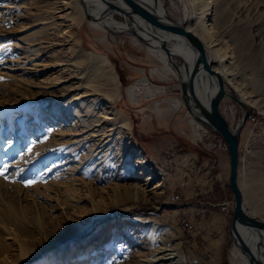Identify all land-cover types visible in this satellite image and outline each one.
I'll return each instance as SVG.
<instances>
[{
	"label": "rangeland",
	"instance_id": "1",
	"mask_svg": "<svg viewBox=\"0 0 264 264\" xmlns=\"http://www.w3.org/2000/svg\"><path fill=\"white\" fill-rule=\"evenodd\" d=\"M161 1L172 21L194 33L187 0ZM58 14L64 17L55 19ZM210 18L211 45L221 49L229 70L222 76L226 88L239 98L229 79L242 83L257 100L243 102L247 113L263 121L257 128L246 122L241 127L238 183L244 206L264 218V200L254 192L264 186V0H214ZM92 20L78 0H0V264H145L144 256L163 238L180 248L185 264H240L231 255L241 250L228 220L210 205L233 199L229 170L223 187L208 191L215 175L204 177L206 169L194 166L196 161L189 170L178 167L177 174V166L168 170L149 157L159 140L174 144L173 156L204 159L214 152L194 141L199 125L191 128L181 80L173 73L183 67L180 58L172 56L174 66L167 71L132 35L93 28ZM252 52L255 68L247 64ZM217 63L213 59L212 68ZM143 77L146 85L135 84ZM132 84L134 99L126 91ZM85 91L89 95L68 105L72 95ZM220 110L233 128L243 116L229 99ZM55 113L67 121H49ZM160 118L168 119L167 126ZM34 127L39 133L33 134ZM74 131L86 139L72 143ZM79 132L77 139L84 137ZM104 133H111L109 144L97 148ZM101 154L103 160L96 157ZM142 156L155 178L146 198L133 200L123 186L137 181L133 164ZM221 222L227 241L222 254L208 253L210 259L203 252L221 234ZM22 247L35 253L24 257Z\"/></svg>",
	"mask_w": 264,
	"mask_h": 264
},
{
	"label": "bare ground",
	"instance_id": "2",
	"mask_svg": "<svg viewBox=\"0 0 264 264\" xmlns=\"http://www.w3.org/2000/svg\"><path fill=\"white\" fill-rule=\"evenodd\" d=\"M78 1L81 3L80 0ZM83 1L84 3H86V8H87V13L89 15V18L94 19L92 20V23L90 24L91 27L100 29V30H105V31L108 30L109 32H113V33H123L127 35H132L134 42L136 44L143 43L147 47L149 52L156 54V56L160 60L163 61L164 69L167 71L172 70V66H174L172 62V56L179 57L183 64V67L179 69V71L181 72L180 74H179V71H177L176 69L175 71L173 70L174 76L179 77V80H181L180 82L182 81L187 82L189 80L190 74L191 72H193L196 66V55H195V51L192 45L189 43V41L185 37L170 33L160 27H157L147 22L140 15L133 13L130 10L129 5H127V3L124 0H105L106 2H111V3L116 4L120 8V10L110 9L107 6V3H104L102 0H83ZM135 1L138 4L142 5L144 8H146L147 10H149L150 12L157 15L158 17L164 19L166 22L181 26L180 23H176L172 21L166 15L165 10H164V4L161 0H135ZM187 1L191 9L190 20L193 22V26H194L192 30L194 31V34H196V36L202 41V43H204L205 49L208 48L210 52L212 53L209 55L206 54L207 59L209 60L210 63L212 62L213 59L214 60L218 59V63L215 67H213V69L216 70L218 73H220L222 76L224 77L227 76L229 73V70H228V67L223 63L221 59V55H220L221 49L213 48V45H211L213 42V37H214V22L212 21V18H210V8L212 7V3L214 2V0H187ZM84 13L86 15L85 10H84ZM116 15L121 16L123 18V21L122 22L117 21L115 19ZM63 17H64L63 14H58L54 16V18L58 20L62 19ZM217 23H219V20L216 21L215 25ZM185 29L190 31L189 27H186ZM102 39L103 40L105 39L104 35L102 36ZM163 46H166L167 51L166 49L163 48ZM249 60L247 64L250 68H253L255 66L254 64L255 54L253 52L250 54ZM69 65L70 63H68V67ZM229 81H231L233 87L235 88V90L237 91V94L239 95V99L242 102L246 104H252V105L256 104L257 100L252 97L251 92L247 90L243 86L242 83L237 82L234 79H229ZM147 82L148 80L145 77H143L142 79H139L138 81H136V83L135 82L134 83L140 84V85H146ZM135 89H136L135 85L132 84L128 86L126 90L128 92V96L132 99H134L135 97V92H134ZM215 91H216V87H215L214 80L211 77H209L206 72L200 71V73L198 74L196 78V84H195V92L200 102L203 105L208 106L210 97L215 93ZM88 92L89 91H85L82 94L76 93L75 95H72L70 97V100H68V105L72 104V102H74L75 100H77L78 98L82 97L85 94L89 95ZM157 92H161V91H157ZM90 94H91L90 96H93V92ZM177 106L178 105H175L174 108H176ZM190 106H191L190 113L192 116V119H191L192 124L193 125L198 124L199 127L201 125L203 126L204 124L198 122V119H197L199 117H203L200 112V109H194L193 102L190 103ZM262 111L264 112V109ZM76 112H78L77 109H75V113ZM60 116H63V115L59 113H55V115L53 116L51 115L47 118L52 123H57V122L63 123L67 121V118L60 117ZM106 120L111 121L113 120V118L108 117L106 118ZM116 123L113 122V125ZM237 125L238 126L241 125V121H238L235 127H237ZM38 129L39 127H34L33 134L39 133ZM112 129L113 128L109 130H112ZM79 131H77L76 133L74 131L72 133V136L69 138V140L72 141V143L81 142L82 140L86 139L85 138L86 135L81 134L83 132H79ZM78 132L81 134V137L82 136L84 137L79 138V139L75 138L74 136L78 135ZM110 134L108 133L102 134V137L98 140L99 147L97 148H102V147L104 148L105 146L109 144L108 136ZM194 134L196 133L194 132ZM96 149H95V155H99L101 151L99 150L97 151ZM134 149L137 150L138 152L140 151L138 150V147ZM96 157L100 159L102 157V154ZM149 161L150 160L147 157H144V156L140 158L138 157L133 164L134 169L139 170V172H137L138 173L137 181L135 182V184L127 183L125 186H123V188L125 187L126 189H130L131 198L133 200L145 199L147 196L146 192L150 190L147 187L152 183V181L155 178L154 173H151V170L147 167ZM250 181H251V178H248L247 185L249 188L251 186ZM159 186H161V183H157L154 187H151V189L159 187ZM119 188L120 187L116 186L113 190L119 189ZM254 192L264 200V186L261 187L260 191L256 190ZM251 213L253 215H257L258 210L253 208ZM237 230L240 234V237L247 244L249 250L254 254V256L259 261H261L264 264V232L260 235L253 229H247L239 225L237 226ZM163 239H161V241H159V243L156 245V248L153 254L149 256H144L143 262L145 264H185L182 258L180 248L176 244H173L170 239H166V238L164 240ZM236 246L240 248L237 244ZM240 250L241 252L239 250L232 251L231 252L232 258L238 259L240 264H251L246 253L243 252L241 248ZM26 252L27 250L24 247H22V253L25 254L24 257L32 256L35 253L34 250L29 251L27 253Z\"/></svg>",
	"mask_w": 264,
	"mask_h": 264
},
{
	"label": "water",
	"instance_id": "3",
	"mask_svg": "<svg viewBox=\"0 0 264 264\" xmlns=\"http://www.w3.org/2000/svg\"><path fill=\"white\" fill-rule=\"evenodd\" d=\"M81 4L86 12V18H89L87 13L86 3L80 0ZM110 9L120 8L111 2H106ZM129 5L130 10L133 13L140 15L147 22L160 27L170 33L185 37L192 45L196 55V66L190 74V78L187 82H180V91L183 100L185 101L186 108L188 111L191 110L190 103L193 102L194 109H200L203 117L197 118L198 121L212 131L218 134L228 146V159H229V177L228 185L233 195V208L231 221L229 224V232L232 237L233 243H236L243 252L249 258L251 264H263L259 261L254 254L249 250L247 244L240 237L237 230V226H242L247 229H253L260 235L264 232V221L255 215H252L246 210L244 206V195L240 189L238 183V161H239V140H240V129L245 123L247 107L241 102L238 96L226 88L225 80L220 73L212 68V64L209 62L206 56V50L202 41L191 31L186 30L184 27L166 22L164 19L158 17L154 13L150 12L142 5L138 4L135 0H124ZM164 49L167 48L163 46ZM200 71L207 73L209 77L214 80L216 91L210 97L209 105H203L198 99L195 92L196 78ZM224 99H229L243 109V116L241 118V125L233 128V126L227 121L220 110L221 102Z\"/></svg>",
	"mask_w": 264,
	"mask_h": 264
},
{
	"label": "crops",
	"instance_id": "4",
	"mask_svg": "<svg viewBox=\"0 0 264 264\" xmlns=\"http://www.w3.org/2000/svg\"><path fill=\"white\" fill-rule=\"evenodd\" d=\"M188 116H189V114H188ZM162 120H163V122H162ZM159 122H160L159 124L161 126H167L168 119L160 118ZM151 145L152 146L150 148V151H148L149 157L151 159H153L155 162H158V163L164 165V167L166 169H168V170H172L173 165L177 166L176 167L177 174L178 173L179 174H182L179 171L181 169L178 168V167H182V168H185V170H189L192 167L191 166L192 165L191 162L196 161L195 164L193 163L194 166L195 165L196 166L197 165L202 166L204 164V162H206V161H210L212 159L213 160H216L217 166L214 169L205 170L204 177H206L207 175H209V176L215 175V179L212 181V186H210L208 188V191H209V189H212L213 186L214 187H216V186H219L220 187L222 185V187H223L224 181L222 179L224 178L226 169H227V171L229 170V165H228L229 164V159L227 158V156H226L225 153H222V152L219 153V151L218 152L217 151H214L213 154H212V157H209V158L204 157V159L201 156H199L197 158V156L194 153H188V155H190V154L191 155L188 156V158H183L180 155L173 156L171 154V152H172V150H174V147L175 146H174V144H172L171 142H169L167 140H165V141L159 140L156 144L152 143ZM191 158H193V160H189V161L187 160V159H191ZM194 159H196V160H194ZM185 176L186 175H183V177H185ZM202 176L203 175H201L200 179L203 178ZM170 180H172V182H171V185H172V183L174 181V178L170 177ZM181 182L184 183V184H186V183L189 182V179L182 180ZM201 185H207V182L205 181V182L201 183ZM204 192H206V191H203L202 190V191H200V192H198L196 194H199V193L201 194V193H204ZM229 196L225 197L224 199H232V197H229ZM224 199H222L221 201H223ZM221 201H219V202H221ZM219 202H217V203H219ZM244 203H245V201H244ZM212 208H214V207H212ZM246 209L248 210V208H246ZM215 210L217 212H219V214H221L220 215L221 217H224L225 220L227 219L228 222H229V224H230L232 212L227 215V214L221 212L219 210V207L218 206H216ZM252 210H253V207H252V209L249 210V212L251 213ZM218 227H219L218 229L221 232V234L218 235V238H216L215 240H211V242L209 244V248H205V251L203 252V254H205L206 256H208L210 259H211V257H210V255L208 253L209 252H212L214 254L216 253V255L222 254V249L224 248V245H225V243L227 241V233H223V229H224L223 222H221L218 225ZM218 259H219V256H218Z\"/></svg>",
	"mask_w": 264,
	"mask_h": 264
},
{
	"label": "built area",
	"instance_id": "5",
	"mask_svg": "<svg viewBox=\"0 0 264 264\" xmlns=\"http://www.w3.org/2000/svg\"><path fill=\"white\" fill-rule=\"evenodd\" d=\"M246 124H250L254 127H258L263 123L258 117L257 114H255L253 111L250 113L246 114ZM191 128H193L192 123H191ZM193 131V129H192ZM194 141L195 143H202L203 145L206 146V149L208 151H219V152H224L228 153V146L226 142L214 131H212L209 127L206 125H201L198 128V133L194 135ZM172 154H176L175 150H173ZM217 166L216 160H210L204 162L202 167L206 170H211L214 169ZM212 207H219V210L225 214H230L232 212L233 208V199H224L223 201L219 203H210Z\"/></svg>",
	"mask_w": 264,
	"mask_h": 264
},
{
	"label": "snow or ice",
	"instance_id": "6",
	"mask_svg": "<svg viewBox=\"0 0 264 264\" xmlns=\"http://www.w3.org/2000/svg\"><path fill=\"white\" fill-rule=\"evenodd\" d=\"M2 174H3V171L0 170V175H2ZM5 178L7 179V177H5ZM31 183H33V181H28V182H26L27 185H30Z\"/></svg>",
	"mask_w": 264,
	"mask_h": 264
},
{
	"label": "trees",
	"instance_id": "7",
	"mask_svg": "<svg viewBox=\"0 0 264 264\" xmlns=\"http://www.w3.org/2000/svg\"><path fill=\"white\" fill-rule=\"evenodd\" d=\"M228 188H229V185H228ZM230 189V188H229ZM140 213V212H139Z\"/></svg>",
	"mask_w": 264,
	"mask_h": 264
}]
</instances>
